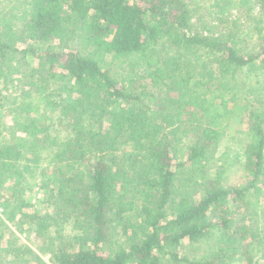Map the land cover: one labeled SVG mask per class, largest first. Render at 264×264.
Masks as SVG:
<instances>
[{
  "label": "trees",
  "instance_id": "16d2710c",
  "mask_svg": "<svg viewBox=\"0 0 264 264\" xmlns=\"http://www.w3.org/2000/svg\"><path fill=\"white\" fill-rule=\"evenodd\" d=\"M0 210V264H264V0H0Z\"/></svg>",
  "mask_w": 264,
  "mask_h": 264
},
{
  "label": "rangeland",
  "instance_id": "374dc122",
  "mask_svg": "<svg viewBox=\"0 0 264 264\" xmlns=\"http://www.w3.org/2000/svg\"><path fill=\"white\" fill-rule=\"evenodd\" d=\"M6 113L4 114V120L3 121L9 123L10 118L8 117V115H6ZM231 134H232V132H230V135ZM224 146H226V140H225V142H223L219 145V148H218V154L219 155L222 154V152L224 150ZM233 172H235V170L231 169L229 176L235 177V181L239 183L242 180L241 172L237 171L235 175H231ZM33 184H35V183L30 182L31 190H28L24 196L25 202L29 204V207L27 209H29L31 211L37 210V211H40L41 213H43V211L46 208V204L43 202V194L36 187V185H33ZM0 212H1V210H0ZM6 224L9 225V228L11 230L10 234L6 233L7 236L13 238V240H17V242L20 244H26L27 246H29L30 248L35 250L45 261H48V256H45L44 254L40 253V251L38 250V246H39L38 239L35 238L31 234L29 235V233L25 230L24 225L20 226V229H22L20 231V229L18 227L14 226L11 221H6Z\"/></svg>",
  "mask_w": 264,
  "mask_h": 264
}]
</instances>
